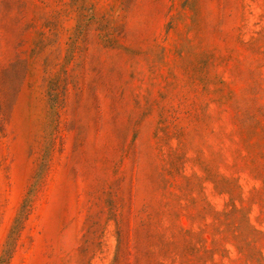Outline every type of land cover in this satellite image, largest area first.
<instances>
[{
  "label": "rangeland",
  "instance_id": "rangeland-1",
  "mask_svg": "<svg viewBox=\"0 0 264 264\" xmlns=\"http://www.w3.org/2000/svg\"><path fill=\"white\" fill-rule=\"evenodd\" d=\"M0 264H264V0H0Z\"/></svg>",
  "mask_w": 264,
  "mask_h": 264
}]
</instances>
